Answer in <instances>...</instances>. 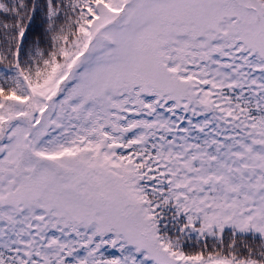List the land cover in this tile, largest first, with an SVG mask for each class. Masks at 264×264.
I'll list each match as a JSON object with an SVG mask.
<instances>
[{"label":"snow or ice","instance_id":"6c2138e0","mask_svg":"<svg viewBox=\"0 0 264 264\" xmlns=\"http://www.w3.org/2000/svg\"><path fill=\"white\" fill-rule=\"evenodd\" d=\"M0 264H264V0H0Z\"/></svg>","mask_w":264,"mask_h":264},{"label":"trees","instance_id":"16d2710c","mask_svg":"<svg viewBox=\"0 0 264 264\" xmlns=\"http://www.w3.org/2000/svg\"><path fill=\"white\" fill-rule=\"evenodd\" d=\"M40 23H41V18H38L37 21H36V25H39ZM109 251L111 252L113 250L109 249Z\"/></svg>","mask_w":264,"mask_h":264}]
</instances>
